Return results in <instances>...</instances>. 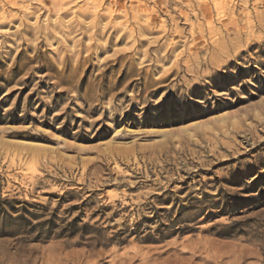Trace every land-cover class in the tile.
Wrapping results in <instances>:
<instances>
[{
  "label": "rangeland",
  "instance_id": "obj_1",
  "mask_svg": "<svg viewBox=\"0 0 264 264\" xmlns=\"http://www.w3.org/2000/svg\"><path fill=\"white\" fill-rule=\"evenodd\" d=\"M124 258L264 264V0H0V264Z\"/></svg>",
  "mask_w": 264,
  "mask_h": 264
},
{
  "label": "bare ground",
  "instance_id": "obj_2",
  "mask_svg": "<svg viewBox=\"0 0 264 264\" xmlns=\"http://www.w3.org/2000/svg\"><path fill=\"white\" fill-rule=\"evenodd\" d=\"M99 254H102L101 252L99 253ZM86 255V254H85ZM98 255V253H96V256ZM88 256V255H87ZM75 257V256H74ZM221 256H217V258H220ZM85 258H86V256H85ZM210 258V257H209ZM80 259V258H79ZM83 259V258H82ZM76 260V259H75ZM86 260V259H85ZM132 260H133V258H132ZM131 260H125V258H124V261L123 262H121V263H115V264H129V262H130ZM215 261L216 262H214L215 264H221V262L220 261H218L217 259H215ZM76 262V261H75ZM78 262H80V260L78 261ZM94 262V261H93ZM74 263V262H73ZM82 263V262H81ZM87 264H89L88 263V261L86 262ZM90 264H96V262H94V263H90ZM192 264H194V263H192Z\"/></svg>",
  "mask_w": 264,
  "mask_h": 264
}]
</instances>
